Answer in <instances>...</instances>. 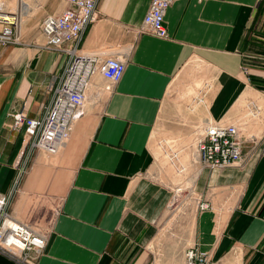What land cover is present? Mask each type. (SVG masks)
Returning <instances> with one entry per match:
<instances>
[{"label": "crops", "instance_id": "0c3cea01", "mask_svg": "<svg viewBox=\"0 0 264 264\" xmlns=\"http://www.w3.org/2000/svg\"><path fill=\"white\" fill-rule=\"evenodd\" d=\"M150 2L98 0L83 46L114 50L126 69L111 92L102 89L104 76L94 74L85 111L56 154L31 148L15 113L43 119L53 101L68 55L45 46L40 15L61 11L66 1L42 0L17 28L16 40L0 43L6 209L48 231L37 264H154V241L173 190L154 174L153 135L191 72L190 82L206 86L208 118L240 122L251 141L244 142L241 164L194 167L193 193L210 206L196 212L185 264L191 247L210 252L216 264H264V121L259 135L258 124L240 119L245 101L237 104L243 95L260 97L264 112V0H174L165 37L138 29ZM0 264L28 263L0 251Z\"/></svg>", "mask_w": 264, "mask_h": 264}, {"label": "built area", "instance_id": "2783aa9c", "mask_svg": "<svg viewBox=\"0 0 264 264\" xmlns=\"http://www.w3.org/2000/svg\"><path fill=\"white\" fill-rule=\"evenodd\" d=\"M59 12L46 13L40 29L46 37L45 46L68 55L55 95L43 119L15 113V125L26 124L30 147L56 154L63 146L73 123L85 111L87 91L95 73L106 79L103 90L111 92L121 80L126 60L114 50H88L83 39L88 26L97 18L98 0H65ZM174 0H151L139 25L141 32L157 36L169 35L165 14ZM203 1V0H199ZM10 0H0V43L16 40L17 11ZM41 6V4H39ZM202 166L222 168L245 160L244 138L239 124L208 119L197 143ZM178 151H174L177 153ZM198 208L210 206L198 198ZM8 198L0 195V251L28 264H37L47 242L48 231L15 218L7 209ZM187 264H216L210 252L191 247L186 250Z\"/></svg>", "mask_w": 264, "mask_h": 264}, {"label": "rangeland", "instance_id": "374dc122", "mask_svg": "<svg viewBox=\"0 0 264 264\" xmlns=\"http://www.w3.org/2000/svg\"><path fill=\"white\" fill-rule=\"evenodd\" d=\"M34 1L38 4L36 5ZM10 2H12L11 9L17 11L19 24L16 22V26L20 30L27 16L34 10H39V4L42 5V0H10ZM44 15L41 14L40 17L43 18ZM21 16L22 20H20ZM191 79L193 76L190 72L185 84L182 83L169 99L170 105L161 114L153 135L157 157L154 174L169 184L173 190L172 200L160 220V229L154 241L157 247L154 264H185L184 250L191 242V233L198 210V195L193 193L194 182L192 181L195 179L194 167H202L197 151L198 138H200L199 128L201 126L203 129L209 118L207 99L204 96L206 86L204 88L201 80L193 84L190 82ZM259 99L260 97H250L248 101L243 95L237 104L245 101V110L240 119L248 127L258 124L259 128L255 132L260 135L259 124L261 118L264 121V112L260 116ZM217 120L234 122L224 119ZM235 123L241 124L240 122ZM245 141L249 143L251 140L244 139ZM174 151L178 152L174 153ZM58 155L59 153L54 160L60 163ZM61 200L62 196L59 194L54 197L53 203L56 208Z\"/></svg>", "mask_w": 264, "mask_h": 264}, {"label": "bare ground", "instance_id": "6f19581e", "mask_svg": "<svg viewBox=\"0 0 264 264\" xmlns=\"http://www.w3.org/2000/svg\"><path fill=\"white\" fill-rule=\"evenodd\" d=\"M18 14H17V17H16V22H18ZM17 24V23H16ZM17 27V26H16ZM18 28V27H17ZM45 36V35H44ZM201 131H202V127L200 126V128H199V134H201ZM198 136H200V135H198ZM199 139V138H198ZM197 151H198V154H199V150H198V147H197ZM199 162H200V154H199ZM200 168V167H199Z\"/></svg>", "mask_w": 264, "mask_h": 264}]
</instances>
